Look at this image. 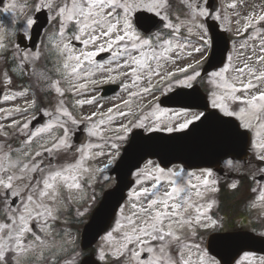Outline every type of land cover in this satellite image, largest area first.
I'll list each match as a JSON object with an SVG mask.
<instances>
[{"label":"snow or ice","instance_id":"1","mask_svg":"<svg viewBox=\"0 0 264 264\" xmlns=\"http://www.w3.org/2000/svg\"><path fill=\"white\" fill-rule=\"evenodd\" d=\"M15 7L10 3L4 11ZM169 7V0H38L35 12L46 10L48 19L58 24L48 42L49 57H57L56 79L44 68L37 69L44 53L35 45L32 51L25 46L23 54L14 53L11 64L15 67L10 68L0 39V61L4 62L0 79L11 85V71L30 74L38 86L51 80L41 91L55 92L57 97L54 107L37 109L42 121L39 127L33 123L37 115L22 124L16 119L0 124V203L5 208L0 214V264H40L45 259L49 264H70L67 259L61 261L66 251L63 245L48 239L59 235L55 226L67 206L65 194L68 202H85V181L91 188L94 178L90 162L118 156L120 142L133 129L188 134L208 121H218L230 126L236 136L253 133L260 137L259 143L253 140V148L259 153L257 159L264 161V6L245 13L246 0L226 5L231 12L224 17L228 27L222 30L232 31L234 23L236 36L243 39L238 46L233 45L222 66L209 74L211 87L202 107L196 83L202 77V53L208 42L203 39L206 32L200 34L204 28L200 18L212 17V12L206 3L186 0L187 18L177 16L179 22H174ZM140 11L154 15L143 21L137 15L133 27L132 14ZM212 18L220 20L221 15ZM145 22L158 31L142 29L140 24ZM36 26V17L19 24V39H30ZM193 36L198 39L193 40ZM99 73L108 75L97 80ZM62 82L77 97L73 108L88 105L96 110L78 119L64 99ZM116 82H121L126 98L121 97L105 111L98 102L103 97L97 85ZM26 91L3 99L14 100ZM168 100L183 107L171 111L162 106ZM36 103L33 98L28 107L36 108ZM21 111L18 107L0 108V120H9ZM81 124L93 142L76 146L73 133ZM6 128L14 129L11 137ZM55 130L62 134H54ZM15 137L21 139L20 146L5 150L7 140ZM112 163L109 159L95 171L103 172ZM132 175L135 187L120 206L115 226L104 237L111 252L101 250L100 260L110 254L114 264H220L209 258L196 240L199 229L222 223L210 215L213 203H203L208 191H219L218 187L209 189V185L218 184L212 171L195 175L148 161ZM238 186L236 182L229 187L235 190ZM259 191L258 199L264 201V189ZM86 211L78 208L77 215Z\"/></svg>","mask_w":264,"mask_h":264},{"label":"rangeland","instance_id":"2","mask_svg":"<svg viewBox=\"0 0 264 264\" xmlns=\"http://www.w3.org/2000/svg\"><path fill=\"white\" fill-rule=\"evenodd\" d=\"M37 2H38V0H5V6L3 8H0V39L3 40V42L6 46V49H7L6 52L11 51L10 54L7 56L5 55V52H4V56L6 58V61L9 63L10 68L15 67V65L11 64L12 55L14 53L23 54V51H19L17 46L15 45V42H14L15 34L19 30L17 26L19 24L26 22V20L28 18H32L33 13L35 12L34 5ZM175 2L182 5V7H183L181 10L176 8L175 12L172 14L174 22H179L176 20V17L179 16L180 20L186 19L187 14H188V9L186 7V0H176ZM198 2L203 5L205 0H198ZM220 2H222V3H220V9L216 10L215 16L217 15V13H219L221 15V19L218 21L221 23L222 26L224 25V27H228L227 21L224 20V17L229 15L231 12L230 9H226V5L230 2H232V0H220ZM10 3H14L16 5V7L9 9L8 11H4V8L7 5H9ZM246 4H247V7L242 9V12H245V13L252 11L255 6H264V0H246ZM25 5H27V6L25 7ZM171 10H174L173 6H171L167 9V11H170L169 14L172 13ZM177 10H179V11H177ZM203 19H204V17H201L200 22L204 25ZM232 19L235 20V17H232ZM242 23H243V21H241V24ZM56 26H57V30H58V24H56V23H52V26L51 27L49 26L46 29V31L44 32V35L42 37V40L39 42V45L37 47V49H39L41 52L44 53V56H42L39 64H37V69L44 68L45 71L48 72L51 79H56L55 66H56V62H57V57L55 56V54H52L51 57H49L48 42H49V37L57 31V30L55 31ZM231 27L233 29L231 32H232V35L234 36V35H236L235 34L236 25L233 23ZM205 32L206 31H205V26H204V28L200 30V34H204ZM203 39L204 40L207 39V33H206V35L203 36ZM241 41L242 40L233 41L232 48H231L230 52H232V50H233V45L235 44L238 46L239 42H241ZM204 47H205V50L208 49V43L205 44ZM13 50H14V52H13ZM204 52L202 53V55L204 54ZM196 58L199 59V56H197ZM3 63H4L3 61H0V67H3ZM9 75L12 77V80H13V83L11 85H6L3 82V80L0 79V85L6 86L4 96L5 95H15L17 92H25V90H27V91H26L25 95H16V98L14 100L5 101L2 98V100L0 101V108L6 109V110H12V109L18 107L22 111L19 113H16L9 120H1L0 124H5V125L10 124L11 119H16V120L20 121L21 124L25 123V122H29V117L32 116L34 113H36L37 109H40V108L50 109V108L55 106L56 99H57L55 92H49V91L42 92L41 91L42 88L47 89V85L49 83H51V80H49L48 82L42 81V82H40V84L38 86L37 82L35 81V79L30 74H25V75L21 76L19 74V72L13 73V72L9 71ZM106 75H108V74L107 73H99L95 78L97 80H99L100 76H106ZM208 78H209V75L206 78L208 92H209L211 86L208 83ZM98 85H100V84H98ZM61 87L66 92L64 99H65L67 105L69 106V109L74 113V115L78 119L82 116H87L92 111L96 110V108L94 106H88V105H85L82 109L81 108H73L72 104L77 97L72 96V94L67 91L68 85L65 82L61 83ZM38 91H40V93H38ZM33 93H35V95L37 93V96H38V94H42L43 100H44V102L41 103L40 106L38 105V107H36L34 109V111L31 110L32 108L28 107L33 98H35L37 100V97L36 96L34 97ZM96 94L97 93H91V95H96ZM121 97L126 98V94L120 90L119 92H117L113 96L103 97V99H100L98 102L100 104L104 105L103 110L106 111V109L108 107H111L113 104L120 102ZM81 98H84V97H81ZM25 108H28V111H23V109H25ZM171 111H180V110H171ZM0 115H3V113H0ZM5 130L8 134H10L9 131H13L14 129L6 128ZM54 134L59 135L62 133L60 132V130H55ZM254 139L257 143L261 142L260 137H254V135L252 133V139H251V145L252 146H253V140ZM9 141H11V140H7V142L5 143V148H8L10 146ZM18 141H20V143H21L20 139H18ZM90 142H93L92 138L88 137L87 142L85 144H88ZM123 144H124L123 141L120 142V150H121V147ZM34 147H35V145H34ZM253 151H254L255 155L259 154L258 151L255 150L254 148H253ZM116 157H117L116 154H113V157L104 156V157H100L99 159L90 162V167L93 169V172H94V178L91 181L92 182L91 188H87L88 181L87 180L85 181L86 195L88 197L87 200L81 204H78L76 202H69V204L74 207L73 211H72V212H74V216L79 217L77 220L74 219L75 222H78L83 217V216L77 215V209L79 208L80 211H84V209H87V211H88L90 209L91 205H93V203L96 201L97 196H99L101 194L102 190L113 183L112 177L108 174V171H109L110 167L112 166V164L103 172H96L95 170L98 168H102L103 165L106 164L109 159H113V161H114V159ZM148 161H152V163L154 165L157 164L156 161H154V160H147L146 162L143 163V165L140 168H144L145 165L148 163ZM259 164H262V161H259ZM169 168L182 169L180 165H172ZM203 171L204 170H191V171H185V172H192L195 175H201L203 173ZM260 171H262L261 167H260ZM213 178H215V177H213ZM255 186H256L255 189H257L256 192L252 191V193H249L251 191H248L245 189V190H242L243 194L241 197H242V199L248 198L247 206H248V209L250 210V212L253 213L254 217L263 218L264 217V201L258 199V197L260 196L259 190L264 189V181L256 182ZM134 187H135V184L129 190V192ZM216 187H217V184L216 185H209V189L216 188ZM129 192H128V194H129ZM83 194L84 193H81V195H83ZM128 194H127V198H128ZM93 196H94V198H93ZM127 198L123 201L122 205H124L127 202ZM217 198H218L217 192L208 191L206 193V198H205V201L203 203L205 204V206H207L208 201H211L213 203V207L211 209V212L215 210V207L217 204ZM65 200L68 201V194L67 193L65 194ZM73 201H75V195L73 196ZM232 201H234V200H232ZM228 203H229V201H226V204H228ZM242 205L243 204L241 203V206ZM63 209H66V207L62 208L61 211H63ZM241 209H242V207H241ZM228 210H229V208L226 210V213L224 216L226 218V222L229 221V223H232L233 220L237 216L234 214L233 210H230V213ZM211 212H210V215H212ZM117 214L114 218V221L112 222L110 229H108V231L105 234H103L100 237V239L98 240V242H96V244H95V255L98 258H99V254H100L101 250L105 251L106 253L111 252V249H109L105 244L104 237L115 226ZM214 219H216V218H214ZM236 220L237 219H235V223H237ZM263 222H264V218H263ZM210 229H213V228H208V229L201 228V229H199L196 240L200 244L201 249L207 254V256L209 258H213L212 256H210L207 253V251L205 249V245H204V237L207 235V233H208V231H210ZM204 233H205V235L203 237ZM76 239H77L76 230H72L70 227H68L67 229H64L62 234H60L58 236L54 235V237H52V239L50 241H53L58 246L63 245V247L66 249V251L61 256V261H63V259H67L70 262V264H72L79 258V256H78V254H80V252H78L79 251V245H78V242ZM105 260H108V261L111 260L113 262L112 264H114V261H113L112 256L110 254L107 256V258ZM237 261H239L240 264H264V256L251 254V253H244L236 260L235 264H237Z\"/></svg>","mask_w":264,"mask_h":264},{"label":"water","instance_id":"3","mask_svg":"<svg viewBox=\"0 0 264 264\" xmlns=\"http://www.w3.org/2000/svg\"><path fill=\"white\" fill-rule=\"evenodd\" d=\"M36 17L37 26L32 30V47L38 40L42 27L47 22L44 15L38 14ZM207 26L212 34L213 53L203 67V72L220 65L227 48V41L217 31L216 24L207 19ZM198 93L199 97L203 98L201 101L202 107L203 103L207 101L199 90ZM195 130L188 134L184 132L171 134L153 132L141 135L137 132L132 136L129 143L123 148V154L112 170L116 176L115 185L103 192L101 200L83 227L81 233L82 248L92 245L108 227L118 206L125 198V191L133 183V179L131 178L132 170L137 168L147 157L157 158L163 166L176 161L189 166H210L213 157L209 156L212 153H220L221 155L215 156L217 158L227 153L236 154L238 148H241V144L244 147L246 146L245 141L242 143V138L233 134L230 126L218 121H208L203 127L196 128ZM85 139L86 137L79 132L75 141L83 143ZM209 144H215L216 148L213 149ZM208 249L220 259L222 264H231L234 258L244 250L264 253V236L255 235L248 231L213 234L209 237ZM80 264H98V262L92 255H88L82 259Z\"/></svg>","mask_w":264,"mask_h":264},{"label":"flooded vegetation","instance_id":"4","mask_svg":"<svg viewBox=\"0 0 264 264\" xmlns=\"http://www.w3.org/2000/svg\"><path fill=\"white\" fill-rule=\"evenodd\" d=\"M170 3V2H169ZM136 25L133 24V27ZM140 31V29H137ZM158 30H153L152 32H156ZM252 152H250L251 156ZM249 156V157H250ZM223 163V173L221 175L213 173V177H215L218 181L217 186L219 185V182H224L225 187L230 189V185L232 183H236L238 181V178L240 176H244L245 169L247 168L249 171V174H253L254 172L258 170V165L256 161L252 158L249 162L247 160H236V159H224ZM5 212L4 204L0 203V214H3Z\"/></svg>","mask_w":264,"mask_h":264},{"label":"trees","instance_id":"5","mask_svg":"<svg viewBox=\"0 0 264 264\" xmlns=\"http://www.w3.org/2000/svg\"><path fill=\"white\" fill-rule=\"evenodd\" d=\"M227 195V196H226ZM226 199H228V200H230V202H229V204H228V206H227V208H229L230 210H232V209H234V211H237V212H240V203H241V197L239 196V197H237V198H235V199H233L234 201H232V196L234 195V194H232V193H226ZM241 195V194H240ZM233 204H232V203ZM234 221V220H233Z\"/></svg>","mask_w":264,"mask_h":264}]
</instances>
